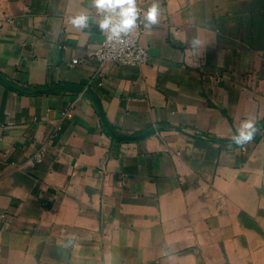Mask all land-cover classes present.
<instances>
[{"label":"crops","instance_id":"crops-1","mask_svg":"<svg viewBox=\"0 0 264 264\" xmlns=\"http://www.w3.org/2000/svg\"><path fill=\"white\" fill-rule=\"evenodd\" d=\"M136 5L121 68L93 0H0V264H264V0Z\"/></svg>","mask_w":264,"mask_h":264},{"label":"clouds","instance_id":"clouds-1","mask_svg":"<svg viewBox=\"0 0 264 264\" xmlns=\"http://www.w3.org/2000/svg\"><path fill=\"white\" fill-rule=\"evenodd\" d=\"M94 7L103 14L99 22L101 30H108L111 37H119L121 33L127 34L137 26L138 9L136 0H93ZM159 5L153 3L145 13L146 27L158 22ZM89 17L85 14L74 17L71 21L76 28L88 27ZM257 131L252 120L242 122L239 134L233 139L237 144H243L253 139Z\"/></svg>","mask_w":264,"mask_h":264},{"label":"built area","instance_id":"built-area-1","mask_svg":"<svg viewBox=\"0 0 264 264\" xmlns=\"http://www.w3.org/2000/svg\"><path fill=\"white\" fill-rule=\"evenodd\" d=\"M138 19L137 26L127 34L121 33L119 37H111L108 30H104L103 40L101 44L92 51L91 56L99 65L112 64L121 68H137L142 67L149 62L148 48L141 43V31L144 27L143 7H137ZM10 20L0 14V26ZM72 60V63H77ZM32 165L33 161H28Z\"/></svg>","mask_w":264,"mask_h":264},{"label":"water","instance_id":"water-1","mask_svg":"<svg viewBox=\"0 0 264 264\" xmlns=\"http://www.w3.org/2000/svg\"><path fill=\"white\" fill-rule=\"evenodd\" d=\"M49 91H65V92H74L80 90V87L74 86V85H58L51 89H48ZM122 138V137H120Z\"/></svg>","mask_w":264,"mask_h":264},{"label":"trees","instance_id":"trees-1","mask_svg":"<svg viewBox=\"0 0 264 264\" xmlns=\"http://www.w3.org/2000/svg\"><path fill=\"white\" fill-rule=\"evenodd\" d=\"M20 92H22V93H27V92H29V91L21 90ZM31 92H33V91H31ZM95 106H96V108H98V107H97V104H95ZM98 111H99V110H98ZM103 122H104V124L106 123L105 120H103Z\"/></svg>","mask_w":264,"mask_h":264}]
</instances>
